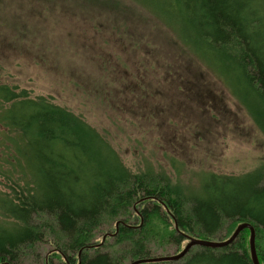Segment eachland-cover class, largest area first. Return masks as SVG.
I'll return each mask as SVG.
<instances>
[{
	"label": "trees",
	"instance_id": "16d2710c",
	"mask_svg": "<svg viewBox=\"0 0 264 264\" xmlns=\"http://www.w3.org/2000/svg\"><path fill=\"white\" fill-rule=\"evenodd\" d=\"M171 1L152 0V9L160 8L157 17L169 25L179 21L204 46L191 43L177 22L181 46L205 61L225 88L232 83L233 99L260 102L253 110L256 118L250 105L240 104L264 136V0ZM235 86L247 93L241 95ZM0 151L8 154L0 177L9 178L19 196L0 197V210L14 222L0 225V264H16L38 243H48L61 264L160 258L152 257L147 238L157 221L166 229L154 233L177 246L187 237L221 242L236 226L248 223L255 230L258 263L264 264L259 241L264 233V167L246 174L243 182L211 174L193 194L178 183L166 185L163 176L132 174L80 116L48 96L33 98L25 89L4 84ZM105 223L112 227L109 238L95 243L96 230ZM248 239L244 230L224 248L195 247L178 261L153 264H252Z\"/></svg>",
	"mask_w": 264,
	"mask_h": 264
},
{
	"label": "rangeland",
	"instance_id": "374dc122",
	"mask_svg": "<svg viewBox=\"0 0 264 264\" xmlns=\"http://www.w3.org/2000/svg\"><path fill=\"white\" fill-rule=\"evenodd\" d=\"M153 6L152 0H0V84L48 96L80 116L132 174L163 176L166 185L193 194L211 174L243 182L264 167V136L244 110L248 104L253 113L260 102L233 99L232 83L225 88L205 61L193 58L175 27L204 46L179 21L171 27L157 17L161 10ZM7 155L0 151V168ZM10 182L0 177V197L14 200ZM157 223L147 236L152 257L177 255L186 243L165 242L154 233L164 228ZM12 224L0 210V225ZM111 230L103 224L94 242ZM51 249L35 244L16 264H61Z\"/></svg>",
	"mask_w": 264,
	"mask_h": 264
},
{
	"label": "bare ground",
	"instance_id": "6f19581e",
	"mask_svg": "<svg viewBox=\"0 0 264 264\" xmlns=\"http://www.w3.org/2000/svg\"><path fill=\"white\" fill-rule=\"evenodd\" d=\"M174 224H175V228H176V223H174ZM243 224L249 225V226L252 228L253 232H254L253 246H254V255H255L256 260H257L256 251H255V230H254V228H253L250 224H248V223H242V224H239L238 226L243 225ZM238 226L235 227V229H234V231L232 232V234L230 235V237H228L226 240L221 241V242H218V241H205V240H200V239H196V238L187 237V240H186L187 242H186V244L182 247V250H181V251H183L184 249L186 250V252H185V254H184V256H185V255L187 254V252H188L190 249H192L193 247H205V246H201V245L196 244V241H200V242H208V243H214V244H218V245H219V247H216V248H210V249H220V248H224V247L230 245L233 241H235V239L239 236V234H240L242 231H244V230H248V231H249V239H248V242H249V251H250V241H249V240H250V236H251V235H250V230H249L248 228H245V229H243L242 231H240L236 237H234L233 234L235 233V231H236V229H237ZM231 239H232V240H231ZM230 240H231V241H230ZM205 248H209V247H205ZM181 251H179V253H180ZM174 256H176V255L168 256V257H160V258L145 259V261H147V262H144V263H139V261H142V260L134 261V262H132V263L137 262L138 264H149V263H159V262L178 261V260H160V259H163V258H171V257H174ZM184 256H183V257H184ZM183 257H182V258H183ZM182 258H181V259H182ZM148 260H151V261H148ZM154 260H159V261H154ZM179 260H180V259H179ZM250 260H251V263H252L251 251H250ZM257 262H258V260H257ZM132 263H129V264H132ZM252 264H253V263H252ZM258 264H259V263H258Z\"/></svg>",
	"mask_w": 264,
	"mask_h": 264
},
{
	"label": "water",
	"instance_id": "95a60500",
	"mask_svg": "<svg viewBox=\"0 0 264 264\" xmlns=\"http://www.w3.org/2000/svg\"><path fill=\"white\" fill-rule=\"evenodd\" d=\"M245 228H248L250 230V235L251 236H250V240L249 241H250V251H251V257H252V263L253 264H258V262L256 260V257L254 255V246H253L254 232H253L252 228L249 225H246V224L240 225V226L237 227V229H236V231H235V233L233 235H234V237H236L238 235V233L240 231H242L243 229H245ZM196 244L201 245V246H205V247H209V248L219 247L218 244L208 243V242L196 241ZM185 252H186V250L184 249L183 251H181L180 253H178L174 257H171V258H163V259H160V260H179V259H181L184 256ZM148 261H151V260H148ZM154 261H159V260H154ZM144 262H147V261H145V260L139 261V263H144ZM132 264H138V263L135 262V263H132Z\"/></svg>",
	"mask_w": 264,
	"mask_h": 264
}]
</instances>
